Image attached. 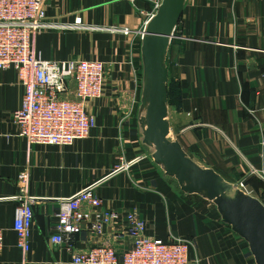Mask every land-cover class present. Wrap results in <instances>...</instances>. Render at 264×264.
Here are the masks:
<instances>
[{
	"label": "crops",
	"instance_id": "obj_1",
	"mask_svg": "<svg viewBox=\"0 0 264 264\" xmlns=\"http://www.w3.org/2000/svg\"><path fill=\"white\" fill-rule=\"evenodd\" d=\"M161 1L49 2L47 22L60 28L33 38L37 58L97 60L107 67L104 96L88 105L97 127L86 140L61 147L31 145L20 137L13 115L23 89L15 69L0 71V264H73L74 254L105 242L119 251L128 249L132 239L125 221L106 228L104 237L94 236L83 224L73 251L51 243L60 199L99 182L95 191L104 207L136 211L147 224L146 236L164 242L190 240L191 264H256L248 244L222 222L216 207L184 195L139 142V105L132 104L133 98L140 102L142 90L138 35ZM77 19L80 28H65ZM172 45L169 70L177 98L170 105V121L184 149L230 183L261 171L264 0H189ZM123 107L131 111L128 117L121 115ZM120 167L126 169L112 175ZM25 171L28 195L35 198L28 253L17 246L16 203L9 200L18 194L19 176ZM245 191L264 204V181L250 176Z\"/></svg>",
	"mask_w": 264,
	"mask_h": 264
},
{
	"label": "built area",
	"instance_id": "obj_2",
	"mask_svg": "<svg viewBox=\"0 0 264 264\" xmlns=\"http://www.w3.org/2000/svg\"><path fill=\"white\" fill-rule=\"evenodd\" d=\"M50 1L0 0V71L15 69L23 89L21 106L13 115L20 137L31 145L64 147L88 139L97 127L88 105L104 96L108 71L105 63L97 60L47 61L37 58L33 38L40 31L60 28L47 22ZM128 1L135 3L137 0ZM81 26V19H77L75 25L65 28ZM122 32L130 34L129 30ZM138 36L141 39V33ZM132 104L140 107L136 98L132 99ZM130 112L129 108L123 107L121 115L128 117ZM262 147V169L247 178L253 175L264 181V140ZM120 159L124 163V158ZM124 169L126 167H120L115 172ZM247 178L237 183L244 191ZM29 182L28 172L21 173L19 192L9 198L16 203L13 229L17 246L24 253L31 250L35 219V198L28 195ZM98 184L86 187L71 198L60 199L51 243L66 245L73 251L76 237L84 230L83 224H88L89 232L94 236L104 237L106 228L125 221L132 244L124 251H119L110 242L96 245L74 254L73 264H191L190 240L173 238L164 242L146 236L147 224L136 211L122 213L119 209L104 207L102 198L95 191ZM3 249L4 231L0 228V252Z\"/></svg>",
	"mask_w": 264,
	"mask_h": 264
},
{
	"label": "water",
	"instance_id": "obj_3",
	"mask_svg": "<svg viewBox=\"0 0 264 264\" xmlns=\"http://www.w3.org/2000/svg\"><path fill=\"white\" fill-rule=\"evenodd\" d=\"M188 2L162 0L141 33L139 142L165 177L177 182L184 195L199 197L216 207L222 222L248 244L255 263L264 264V204L214 169L197 163L171 126L168 61ZM115 173L118 171L112 175Z\"/></svg>",
	"mask_w": 264,
	"mask_h": 264
},
{
	"label": "rangeland",
	"instance_id": "obj_4",
	"mask_svg": "<svg viewBox=\"0 0 264 264\" xmlns=\"http://www.w3.org/2000/svg\"><path fill=\"white\" fill-rule=\"evenodd\" d=\"M172 49V48H171ZM171 55V52H170ZM169 55V56H170ZM169 65V62H168ZM173 68V65H172ZM170 71V70H169ZM171 82H170V91H171V102L175 104L176 102V98H177V90H176V86H175V82H174V74H173V70H172V74H171ZM175 183V182H174ZM176 184V183H175Z\"/></svg>",
	"mask_w": 264,
	"mask_h": 264
},
{
	"label": "trees",
	"instance_id": "obj_5",
	"mask_svg": "<svg viewBox=\"0 0 264 264\" xmlns=\"http://www.w3.org/2000/svg\"><path fill=\"white\" fill-rule=\"evenodd\" d=\"M172 46H173V45H172ZM168 62H169V61H168ZM170 82H171V78H170ZM169 103H170V105L173 104V103L171 102L170 83H169Z\"/></svg>",
	"mask_w": 264,
	"mask_h": 264
}]
</instances>
